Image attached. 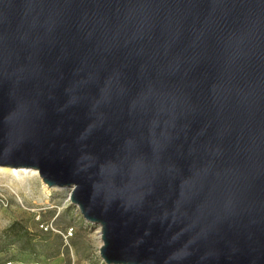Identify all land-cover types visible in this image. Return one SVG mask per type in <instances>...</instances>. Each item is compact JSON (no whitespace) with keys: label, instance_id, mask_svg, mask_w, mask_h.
<instances>
[{"label":"water","instance_id":"obj_1","mask_svg":"<svg viewBox=\"0 0 264 264\" xmlns=\"http://www.w3.org/2000/svg\"><path fill=\"white\" fill-rule=\"evenodd\" d=\"M0 167L106 264H264V0H0Z\"/></svg>","mask_w":264,"mask_h":264},{"label":"rangeland","instance_id":"obj_2","mask_svg":"<svg viewBox=\"0 0 264 264\" xmlns=\"http://www.w3.org/2000/svg\"><path fill=\"white\" fill-rule=\"evenodd\" d=\"M22 173H0V264H106L98 225L71 203V190L47 194L41 178Z\"/></svg>","mask_w":264,"mask_h":264},{"label":"bare ground","instance_id":"obj_3","mask_svg":"<svg viewBox=\"0 0 264 264\" xmlns=\"http://www.w3.org/2000/svg\"><path fill=\"white\" fill-rule=\"evenodd\" d=\"M17 169H21L23 171H17ZM25 173L26 176H28L29 178L32 176H36L38 178L40 177V174L37 170L35 169H28V168H8V167H0V173H4L10 176H15L16 178H21V176L23 175V173ZM44 184V182H43ZM46 191L48 192L47 194H49V187L44 184ZM97 233L99 234V237L101 236V227L98 226V231Z\"/></svg>","mask_w":264,"mask_h":264}]
</instances>
